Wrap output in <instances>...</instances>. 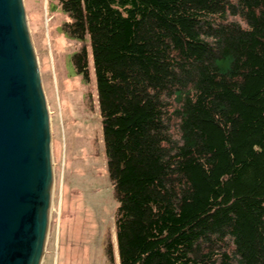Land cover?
<instances>
[{
    "label": "trees",
    "instance_id": "trees-1",
    "mask_svg": "<svg viewBox=\"0 0 264 264\" xmlns=\"http://www.w3.org/2000/svg\"><path fill=\"white\" fill-rule=\"evenodd\" d=\"M59 3L96 77L120 264H264V0Z\"/></svg>",
    "mask_w": 264,
    "mask_h": 264
},
{
    "label": "rangeland",
    "instance_id": "rangeland-1",
    "mask_svg": "<svg viewBox=\"0 0 264 264\" xmlns=\"http://www.w3.org/2000/svg\"><path fill=\"white\" fill-rule=\"evenodd\" d=\"M24 3L49 104L55 170L42 264H120L118 202L108 174L93 66L89 78L77 72L73 54L84 42L63 28L67 15L59 0Z\"/></svg>",
    "mask_w": 264,
    "mask_h": 264
},
{
    "label": "water",
    "instance_id": "water-1",
    "mask_svg": "<svg viewBox=\"0 0 264 264\" xmlns=\"http://www.w3.org/2000/svg\"><path fill=\"white\" fill-rule=\"evenodd\" d=\"M51 116L24 0H0V264H42L54 185Z\"/></svg>",
    "mask_w": 264,
    "mask_h": 264
}]
</instances>
